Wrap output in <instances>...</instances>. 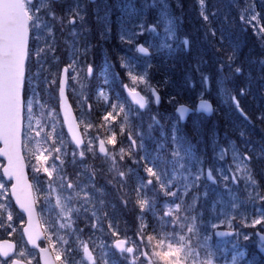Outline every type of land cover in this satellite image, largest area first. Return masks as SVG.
Listing matches in <instances>:
<instances>
[{
	"label": "snow or ice",
	"instance_id": "obj_1",
	"mask_svg": "<svg viewBox=\"0 0 264 264\" xmlns=\"http://www.w3.org/2000/svg\"><path fill=\"white\" fill-rule=\"evenodd\" d=\"M195 5L0 0V264H264V0Z\"/></svg>",
	"mask_w": 264,
	"mask_h": 264
},
{
	"label": "trees",
	"instance_id": "obj_2",
	"mask_svg": "<svg viewBox=\"0 0 264 264\" xmlns=\"http://www.w3.org/2000/svg\"><path fill=\"white\" fill-rule=\"evenodd\" d=\"M208 2L210 3L211 0H208ZM181 3L183 4L184 9L186 10L185 27L186 28H193V27H195L196 24L198 23L197 16H196V10H195L196 9L195 0H181ZM249 44H250V48L252 50H254L257 53L259 52V47L254 42V38H251ZM214 119H218V118L217 117H214ZM221 131H223V129H221Z\"/></svg>",
	"mask_w": 264,
	"mask_h": 264
},
{
	"label": "rangeland",
	"instance_id": "obj_3",
	"mask_svg": "<svg viewBox=\"0 0 264 264\" xmlns=\"http://www.w3.org/2000/svg\"><path fill=\"white\" fill-rule=\"evenodd\" d=\"M113 45H115L114 41L111 42V44L107 45L109 48H111ZM161 108L164 109V104L161 105Z\"/></svg>",
	"mask_w": 264,
	"mask_h": 264
}]
</instances>
